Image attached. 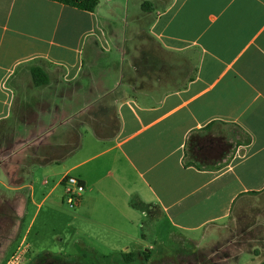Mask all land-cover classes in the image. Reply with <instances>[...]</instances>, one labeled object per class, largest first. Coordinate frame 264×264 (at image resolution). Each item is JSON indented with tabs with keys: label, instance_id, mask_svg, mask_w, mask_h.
<instances>
[{
	"label": "crops",
	"instance_id": "crops-1",
	"mask_svg": "<svg viewBox=\"0 0 264 264\" xmlns=\"http://www.w3.org/2000/svg\"><path fill=\"white\" fill-rule=\"evenodd\" d=\"M146 2L130 29L114 0L107 12L0 0V131L18 145L0 154V204L20 225L35 208L24 253H40L39 237L24 241L72 175L77 235L101 251L156 264L256 254L243 219L264 196V0Z\"/></svg>",
	"mask_w": 264,
	"mask_h": 264
},
{
	"label": "rangeland",
	"instance_id": "rangeland-1",
	"mask_svg": "<svg viewBox=\"0 0 264 264\" xmlns=\"http://www.w3.org/2000/svg\"><path fill=\"white\" fill-rule=\"evenodd\" d=\"M144 0H114L116 24L119 28H135L139 24L141 3ZM151 3L155 0H149ZM101 9L109 10L107 0H101ZM129 4V16L126 17V6ZM111 11V10H109ZM129 29V30H130ZM131 31V30H130ZM131 35V32H130ZM130 46L136 45V39L130 36ZM102 55V52H101ZM107 55H102L105 59ZM111 57H113L111 55ZM111 59V58H110ZM105 61H101L104 63ZM99 68H104L100 67ZM99 70V69H98ZM96 70L100 74L99 71ZM16 129L11 126L0 131V154L12 152L18 145L14 144L17 137ZM25 137V136H24ZM21 153H26L25 146H19ZM0 190L7 192L1 185ZM63 188L58 189L39 212L38 218L32 228L25 245L39 237L41 251L34 249L29 253L19 249L22 236L25 233L27 223L34 212L33 205H29V213L24 224L20 225L18 218H13L14 211L7 203L0 204V264H156L158 258L138 256L133 262H126L119 253L110 254L96 248L87 237L78 236V225L74 220L75 210L67 202L60 209L52 208V202L59 199ZM252 204V203H251ZM255 210L251 212L250 206L244 210V238L250 240V247L256 250V254L247 255L241 264H254L264 258V196L257 198L254 203ZM258 206V207H257ZM260 206V207H259ZM262 207V209H261ZM260 210L259 216L255 213ZM251 212V214H250ZM16 216V215H15ZM251 228V229H250ZM250 229V230H249ZM40 231V232H39ZM252 236V238L249 237ZM23 243V242H22ZM43 247V248H42ZM26 248V247H24ZM18 257V258H17ZM17 259V260H16Z\"/></svg>",
	"mask_w": 264,
	"mask_h": 264
},
{
	"label": "trees",
	"instance_id": "trees-1",
	"mask_svg": "<svg viewBox=\"0 0 264 264\" xmlns=\"http://www.w3.org/2000/svg\"><path fill=\"white\" fill-rule=\"evenodd\" d=\"M54 1H58V2L66 4V5L77 7V8H80L82 10L94 11L96 9V7L98 6L100 0H54ZM149 4H150V2H146V4H143V7H144V9L151 11V8H149L147 6ZM34 76L36 78L37 83H42L44 81L43 80L42 82H39V78L43 77V73L40 70L34 71ZM122 256L126 262H133L136 260L137 253L136 252H128V253H123ZM259 264H264V260L261 261Z\"/></svg>",
	"mask_w": 264,
	"mask_h": 264
},
{
	"label": "built area",
	"instance_id": "built-area-1",
	"mask_svg": "<svg viewBox=\"0 0 264 264\" xmlns=\"http://www.w3.org/2000/svg\"><path fill=\"white\" fill-rule=\"evenodd\" d=\"M67 182V202L73 206L78 200L80 194L84 191V185L76 176L68 175L65 178ZM18 258V257H17ZM17 260V259H16Z\"/></svg>",
	"mask_w": 264,
	"mask_h": 264
}]
</instances>
